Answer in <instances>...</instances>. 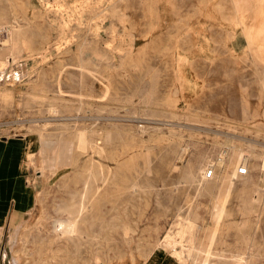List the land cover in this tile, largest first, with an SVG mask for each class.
<instances>
[{
	"label": "rangeland",
	"instance_id": "374dc122",
	"mask_svg": "<svg viewBox=\"0 0 264 264\" xmlns=\"http://www.w3.org/2000/svg\"><path fill=\"white\" fill-rule=\"evenodd\" d=\"M263 20L264 0H0V136L35 131L44 179L0 264H38L39 229L92 170L107 201L90 264H179L168 232L185 264H264Z\"/></svg>",
	"mask_w": 264,
	"mask_h": 264
},
{
	"label": "bare ground",
	"instance_id": "6f19581e",
	"mask_svg": "<svg viewBox=\"0 0 264 264\" xmlns=\"http://www.w3.org/2000/svg\"><path fill=\"white\" fill-rule=\"evenodd\" d=\"M111 2V0H110ZM101 3V2H100ZM233 3V2H232ZM59 5V4H58ZM234 5V4H233ZM62 6V5H61ZM235 8V7H234ZM114 13V12H113ZM238 14V13H237ZM240 14V13H239ZM264 21V20H263ZM30 24V23H29ZM10 25V24H9ZM14 26V25H13ZM15 27V26H14ZM19 27V26H18ZM17 28V27H16ZM19 31V29L17 30ZM18 34V32H17ZM18 37V36H17ZM18 39V38H17ZM12 41V40H11ZM11 45V44H10ZM6 46V45H5ZM82 46V45H81ZM81 51V49H80ZM87 57V56H86ZM82 60V59H81ZM66 61V60H65ZM86 62V60H85ZM81 64V63H80ZM84 64V63H83ZM82 66V65H81ZM98 76V75H97ZM85 83V82H84ZM72 87V86H71ZM82 106V105H80ZM80 109V108H79ZM50 111L57 113L58 108L55 105H51ZM65 118V117H64ZM66 119V118H65ZM71 119V118H70ZM73 119V118H72ZM75 119V118H74ZM78 119V118H76ZM81 119V118H80ZM97 119V118H96ZM99 120V119H98ZM97 120V121H98ZM76 125V124H75ZM144 126V125H143ZM80 127V126H79ZM101 129V128H100ZM52 131V130H51ZM93 132V131H92ZM36 132H29L27 139H34ZM38 133V132H37ZM43 132L40 131V136ZM98 136L96 139H91L92 149L95 152H101L103 150V144L105 137L103 131L98 130ZM38 135V134H37ZM94 135V134H93ZM106 135V134H105ZM39 136V135H38ZM43 138V137H42ZM249 139V138H248ZM51 140V139H50ZM42 141V140H41ZM71 141V140H70ZM257 143V142H256ZM248 144V143H247ZM70 145V144H69ZM220 145V144H219ZM235 146V145H234ZM37 147V146H36ZM43 147V146H42ZM79 147V143L75 141L72 146L73 149ZM232 148V147H231ZM235 148V147H234ZM233 148V149H234ZM238 152V151H237ZM240 153V152H239ZM33 152L29 154L30 156ZM228 155V154H227ZM240 155V154H239ZM238 155V156H239ZM244 155V154H243ZM226 156V155H225ZM233 156V155H232ZM237 156V159H238ZM67 157V156H66ZM59 158V157H58ZM203 159V158H202ZM224 159L219 161L218 166L224 163ZM239 160V159H238ZM90 164L95 167L96 161L91 159ZM191 161V160H190ZM226 161V160H225ZM231 161V160H230ZM201 163V161H200ZM232 163V161H231ZM238 163V162H237ZM236 163V164H237ZM234 164V163H233ZM253 164V163H252ZM190 165V163H189ZM101 166V164H99ZM217 166V167H218ZM192 167V166H191ZM199 167V166H198ZM201 167V166H200ZM242 167V166H241ZM246 167V166H243ZM224 168V167H223ZM248 168V167H247ZM263 169H264V153H263ZM216 170V169H215ZM240 167L238 169L239 173ZM198 171V170H197ZM199 172V171H198ZM203 172V171H202ZM234 172V171H233ZM65 173V172H64ZM197 172L192 170L188 171V177L194 179ZM249 173V172H248ZM202 175V174H201ZM247 175V174H246ZM243 176V175H242ZM249 176V175H248ZM204 179L207 178L203 175ZM235 177V176H234ZM241 177V174H240ZM247 177V176H246ZM233 178V177H231ZM100 179L97 172L92 170L86 177L84 187L79 189L74 188L71 191L69 199L64 200L60 204V209L63 208L66 211L65 219H53L52 225H46L44 228L39 229L37 241L34 244V260L38 264H90L94 260L98 261L101 258L103 252L102 247V234L106 230L105 218L106 214L103 212V207L107 201V196L103 187L97 185V181ZM103 180H107V177H103ZM203 179V178H202ZM235 179V178H234ZM239 179V178H238ZM245 179V178H244ZM249 179V178H248ZM194 181V180H193ZM231 181V180H230ZM197 182V181H196ZM236 182V181H235ZM234 183V182H233ZM201 184V178H200ZM236 184V183H235ZM231 185V184H230ZM254 186V185H253ZM200 187V186H199ZM232 187V186H231ZM204 188V187H203ZM230 190V189H229ZM263 189H261L262 191ZM258 192V191H257ZM263 193V192H262ZM253 199V198H252ZM257 199V198H256ZM264 201V200H263ZM220 203V202H219ZM249 203V202H248ZM251 204V202H250ZM218 205V204H217ZM222 207H220L221 209ZM59 209V208H58ZM223 209V208H222ZM224 211V210H223ZM261 211V210H260ZM259 211V212H260ZM226 212V211H225ZM220 214V212H219ZM260 215V214H259ZM186 217V216H185ZM219 217V215H218ZM258 219V218H257ZM188 223V222H187ZM258 223V222H257ZM264 226V225H263ZM259 228V227H258ZM257 228V229H258ZM127 231V230H126ZM180 231V230H179ZM255 232V231H254ZM180 233V232H179ZM19 234V233H18ZM58 234V235H57ZM57 235V236H56ZM175 235V234H174ZM185 235V234H184ZM261 235V233H260ZM64 238L63 241H59L60 237ZM51 237L56 239L52 240ZM178 238V237H176ZM49 242L47 243V240ZM58 239V240H57ZM28 241V240H27ZM30 243V242H29ZM31 244V243H30ZM161 246L169 247L174 255V258L179 264L186 263V254L183 249L176 246L174 238L170 232H168L162 242ZM159 245V246H160ZM251 245V244H250ZM193 246V244H192ZM196 246V245H195ZM261 246V245H260ZM182 247V246H181ZM184 247V246H183ZM199 247V246H198ZM248 247V246H247ZM246 247V248H247ZM190 248V246H189ZM203 248V247H202ZM251 248V247H250ZM188 249V248H187ZM192 249V248H191ZM258 249V248H257ZM262 249V248H260ZM197 250H199L197 248ZM196 250V251H197ZM192 251V250H191ZM212 251V250H211ZM246 251V250H245ZM238 252V251H237ZM189 254V250L187 252ZM198 253V252H197ZM201 253V252H200ZM206 253V252H205ZM214 253V252H212ZM208 254V253H207ZM206 254V255H207ZM204 255V254H203ZM211 255V254H210ZM215 255V253H214ZM219 255V254H218ZM225 255V254H223ZM209 256V255H208ZM197 257V256H196ZM201 257V254H200ZM228 257V256H227ZM217 258V257H216ZM219 258V257H218ZM251 258V257H250ZM200 258L197 260L199 261ZM213 259V257H212ZM220 259V258H219ZM218 259V262H219ZM223 259V258H222ZM234 264H247L248 259L245 252L238 253L233 256ZM252 259V258H251ZM28 260V259H27ZM203 260V259H202ZM205 260V259H204ZM224 260V259H223ZM227 260V259H226ZM24 261V260H23ZM188 261V260H187ZM190 261V260H189ZM206 261V260H205ZM215 261V259H214ZM213 261V262H214ZM229 261V260H228ZM197 262V261H196ZM216 262V261H215ZM214 262V264H215ZM231 262V263H232ZM98 263V262H97ZM202 263V262H200Z\"/></svg>",
	"mask_w": 264,
	"mask_h": 264
},
{
	"label": "crops",
	"instance_id": "0c3cea01",
	"mask_svg": "<svg viewBox=\"0 0 264 264\" xmlns=\"http://www.w3.org/2000/svg\"><path fill=\"white\" fill-rule=\"evenodd\" d=\"M35 143L26 136H0V250L2 241L26 222L44 187ZM32 151L35 157L29 155Z\"/></svg>",
	"mask_w": 264,
	"mask_h": 264
},
{
	"label": "built area",
	"instance_id": "2783aa9c",
	"mask_svg": "<svg viewBox=\"0 0 264 264\" xmlns=\"http://www.w3.org/2000/svg\"><path fill=\"white\" fill-rule=\"evenodd\" d=\"M248 168L247 167H240V170H239V174H241V175H246V174H248ZM214 175V168H209L208 169V171H207V173H206V177L207 178H210V177H212Z\"/></svg>",
	"mask_w": 264,
	"mask_h": 264
}]
</instances>
